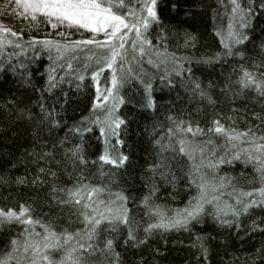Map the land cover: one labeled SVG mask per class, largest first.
<instances>
[{
  "label": "trees",
  "instance_id": "trees-1",
  "mask_svg": "<svg viewBox=\"0 0 264 264\" xmlns=\"http://www.w3.org/2000/svg\"><path fill=\"white\" fill-rule=\"evenodd\" d=\"M132 2L135 5L137 0ZM167 2L168 0H160L161 4ZM238 2L243 7L248 6L247 0ZM13 5V0H0V17L11 15ZM193 5L195 11L190 13L173 11L170 7L161 9L163 23L150 26L148 30L149 39L161 36L160 41L152 39V44L159 49V56L155 50L143 56L136 52L134 59H118L113 64L118 80L115 92L123 97L115 114L124 119L115 137L107 132V102H102V106L96 109L92 108L97 84L101 94L112 84V69L105 68L100 63L107 55L106 50L96 45L83 44L63 49L62 55L58 56L53 49L50 53L44 51L42 56L30 63L34 52L42 51L31 46L32 36H49L60 41L82 40L90 36L84 30L77 31L64 25L51 28L39 16L35 20L30 17H13V31L3 36L0 43V64L8 68L7 72L0 69V208L18 211L21 203L29 206L33 219L40 221V224L29 226L31 237L37 238L36 233L43 236L44 226L55 229L58 235L65 230H83L84 222L76 209L72 206H58L56 200L51 198L49 188L52 185L70 187L87 181L90 186L100 189L93 198L103 202L105 207H126L130 223L119 224L113 230L108 222H102L96 237V250L87 255L85 264H264V231L259 228L247 230L253 220L257 223L264 222V207L259 206H254L250 215L243 214L239 218L244 225L243 229L220 225L211 216H205L202 220L190 222L188 228L153 229L148 241L140 244L124 243L129 228L143 240L145 227L154 223L149 209L140 202L151 187L157 189L151 202L164 206L167 215L183 208L188 196L192 194L184 187L187 157H176L173 167L183 168L184 171L175 173V185L166 182L159 173L153 175L147 167L153 163V156L157 151L153 141L161 131L171 126L166 119L170 112L184 120L192 119L205 130L218 116L225 127L242 130L250 126L249 122L256 124V120L249 115V110L264 113V93L255 88L242 87L238 83L241 69L250 67L252 63L256 64V71L264 73V67H261L264 64V48L261 47L264 44V11L254 9L256 16L254 22H249L252 25L249 39L243 45L232 47V51L243 52L244 56L221 55L219 60H206L216 53L228 51L229 20H232L233 30L240 31V17L232 14V0H181L182 8ZM14 32H21L22 35L16 36ZM189 35L194 39L188 40ZM133 39L134 33H129L125 44L129 57L133 55ZM22 47L26 51L22 52ZM150 57L152 64L148 63ZM175 59H182L185 69L192 68L191 76L184 69L173 70L176 67ZM68 62L72 63L75 70L84 74L79 88L75 86V77L69 74L71 70L66 68ZM121 64L123 68L120 67ZM20 65H24L27 70L25 75H31L32 83L37 88L47 82L48 69H55L54 80L57 83L52 92L45 91L43 97L51 103L55 97L68 94L65 109L57 117L65 121L63 125L55 128L44 126L38 119L28 121L27 113L20 114L19 109L25 107L29 99L33 102L38 99V94H33L30 87L25 92V85L18 82L20 72L24 71ZM13 66L17 69L15 73L12 71ZM97 67L103 68V71L98 73V80L94 81L90 73ZM165 67L170 70L174 80L172 85L158 78L165 75ZM129 68L136 75L143 72L144 75L154 77V108L144 106V94L139 80L131 74L126 79H121ZM61 71L65 72V79H60ZM190 81L201 84L211 96V101L198 94L194 95ZM13 99L22 103H8ZM31 111L38 113V106L33 103ZM82 117L87 118L83 127L90 128L91 131L70 133L69 126L79 123ZM96 118H99V123H94ZM102 127L106 129L105 133H101ZM61 138H65L63 144L59 143ZM118 139L123 143H117ZM193 139L196 143L211 141V146L216 148L217 153L225 144L224 135L207 131ZM54 143L55 153L50 158L39 161L38 156L52 152ZM233 143L238 147L242 146L240 142ZM74 145H80L87 163L79 162L72 151H66L73 149ZM104 153L113 158L123 153L129 159L124 164L113 165L110 161L99 159ZM168 155H171L170 151ZM196 155L198 157L199 153ZM252 161L240 159L227 166L220 165L218 171L233 177L235 188H243L245 191L260 188L262 185L256 186L257 182L256 185L253 184L256 169ZM41 168L45 170L43 174L39 173ZM53 171L56 173L55 179L50 176ZM121 193L127 200L119 198ZM97 207L100 211L104 210L99 205ZM226 218L231 219V215ZM18 232L23 234V228L18 222L0 227V258L6 259L9 264H16L25 256H18L20 251L8 252V238ZM105 239L114 240L112 250L104 247L101 241ZM201 244L208 250L207 260L198 255ZM74 246L69 241L63 251ZM115 253H119L118 260Z\"/></svg>",
  "mask_w": 264,
  "mask_h": 264
},
{
  "label": "snow or ice",
  "instance_id": "snow-or-ice-1",
  "mask_svg": "<svg viewBox=\"0 0 264 264\" xmlns=\"http://www.w3.org/2000/svg\"><path fill=\"white\" fill-rule=\"evenodd\" d=\"M247 3L248 6L243 7L238 0H232V14L233 16L238 14L240 17L238 22L240 31L233 30V23L230 19L227 33L230 38V43L227 45L228 51L216 53L215 56L208 57L206 60H219L221 55H245L243 52L232 51V47L233 45H243L249 39V29L252 26L249 22H254L256 16L254 9L264 11V0H259V2L247 0ZM16 4L18 7L22 6L23 8V11L20 13L21 17H30L35 20L39 16L51 28L62 27L67 24L72 26L73 30H90L94 34H103L102 39L90 36L82 40L77 39L72 41H60L49 36H32L30 37L31 46L39 48L42 51H35L29 62L31 63L36 57L42 56L44 51L50 53L53 49L56 50L58 56L62 55L63 49L75 48L83 44H92L105 49L107 55L100 60V63L103 64V67L112 69V86L106 89L107 94L103 96V100L108 101L109 99H113L116 101L113 108L119 107L120 103L123 102V97L112 95L114 91L113 86L118 84L117 70L113 67V64L118 59H134L136 52H139L143 56L155 50L157 56L160 55L159 49L152 44V39L160 41L161 36L157 35L149 39L148 30L150 26L163 23L161 9L170 7L173 11H183L185 13L195 11L194 5L182 8L181 0H168L165 4H161L160 0H137L135 5L132 0H16ZM125 8H127V11H124ZM5 31L11 32L13 30L7 28ZM160 31L163 32V29H160ZM129 33H134L135 36V39L131 41L133 50L131 57H129L128 51L125 48ZM13 34L16 36L22 35L21 32H14ZM217 34L219 35L220 33L218 32ZM192 39L194 37L189 35L188 40ZM221 42L223 43V40ZM261 47L264 48V44ZM21 51H26V49L22 47ZM164 62H167V57H165ZM148 63H153L151 57ZM175 65L174 71L184 69L191 76L192 68L188 67L185 69L182 59H175ZM157 66H159V61H157ZM120 67L123 68V65L121 64ZM256 67V64L252 63L250 67L242 68L238 83L242 87L255 88L257 91L264 93V73L256 71ZM261 67H264V64H261ZM20 68L24 69V65H20ZM66 68L71 70L69 74L75 77V86L79 88V82L84 80V74L75 70L71 62L67 63ZM0 69L5 72L8 71V68L4 64H0ZM12 71L14 73L17 71L15 66L12 67ZM26 71L24 69V71L20 72L18 82L25 85V92L30 87L33 94H38V99L35 102L29 99L25 107L19 109L20 114L27 113L26 119L28 121L38 119L44 126L55 128L63 125L65 121L57 117L65 109L68 102V94L64 93L62 96L55 97L51 103L43 97V93L45 91L52 92L53 86L57 83L54 80L55 69H48L47 82L40 88H37L32 83L31 75H25ZM102 71L103 68L97 67L95 71L90 73L92 79L94 81L98 80V73ZM128 74H131L135 79L140 81L144 94V106L154 108L156 104L155 98L152 95V79L154 77L144 75L143 72H141V75H136L129 68L127 73L121 76V79H126ZM59 76L60 79L66 78L64 71L59 72ZM158 78L168 85L174 83L170 70L167 67H165V75ZM190 82L193 85L192 91L194 95L198 94L211 101V96L208 95L201 84L195 81ZM100 95V88L97 84L96 97H94L92 104L93 109L102 106V102L99 100ZM8 103L16 105L22 102L13 99L8 101ZM33 103L38 106V113L31 111ZM113 108L109 109L108 114L105 116V122L107 124V132H110L115 137L118 135L120 125L124 123V119L115 115ZM233 111L237 110L233 109ZM249 115L256 120V124L252 125L249 122L250 126L242 130L225 127L221 123V117L219 116L213 119L211 125L205 130L192 119L184 120L179 115H174L171 112L168 114L166 119L171 126L161 131L159 137L153 141L157 151L153 156V163L148 164L147 167L153 175L159 173L160 176L165 178L166 182L175 185V173L177 171H184L183 168L177 169L173 167L176 157H187L188 164L184 187L192 194L188 196V200L183 208L177 209L171 215H167L164 206L151 202L152 197L157 191L155 187H151L149 193L140 202L149 209L154 217V223H150L145 227L143 240L134 234L132 228H129L127 235L124 237L126 245L129 242L140 244L148 241L153 229L188 228L190 227V222L202 220L205 216H211L220 225L243 229L244 225L240 222L239 218L243 214L250 215V210L254 206L264 207V185L260 188H250L247 191L243 188L238 189L233 187V177L226 173L221 174L218 171L220 165L227 166L240 159H243L245 162L249 159L259 162L264 157V113L249 110ZM86 119L82 117L79 123L69 126L68 131L70 133L90 132V128L83 127ZM99 122V118H96L94 121V123ZM100 131L101 133H105L106 129L102 127ZM205 131L224 135L225 144L220 147L219 153H217L216 148L211 146V141L194 142L193 138L205 133ZM233 141L240 142L242 146L238 147ZM64 142L65 138H61L59 141L60 144ZM117 143H123V141L118 139ZM45 147H47V144H45ZM52 149L51 153L45 152L38 156L37 159L44 161L50 158L55 153V143L52 145ZM253 149L256 150V155H253ZM66 151H72L73 156L79 162L87 163L80 151V145H74L73 149ZM169 151L171 155H168ZM197 152L199 153L198 157L196 155ZM99 159L110 161L113 165H118L124 164L129 157L120 153L116 158H113L111 155L104 153ZM260 170L262 173L261 179L264 180V165H261ZM44 171L43 168L39 169L40 174H43ZM50 176L55 179L56 173L53 171L50 173ZM38 179H40V176H38ZM98 191L100 189L90 186L87 181L78 182L70 187L52 185L49 188V192L52 194L51 198L56 200L58 206L74 207L84 222V229H76L74 232L65 230L58 235L55 229L44 226L43 236L39 233L35 234L37 239H31L32 233L29 226L40 224V221L33 219L29 206L21 203L19 204L18 211L13 208H8L7 210L0 208V227L6 224L10 225L12 222H18L23 228V234L18 232L16 235L8 238L7 248L9 254L17 251L28 254L25 257L26 264H65V261H67V264H85L87 255L96 250V237L98 235V228L102 227V222H108L113 230L119 224L127 225L130 223L127 208L105 207L103 202L93 198L94 194ZM257 194H259V198H257ZM61 197L65 198L62 199ZM119 198L127 200V197L122 193ZM98 205L103 207L104 210L100 211L97 207ZM148 214L146 213V215ZM229 214L231 215V219L226 218ZM257 228L264 231V222L257 223L253 220L248 225L247 230L254 231ZM69 241L75 246L65 249L61 260L50 259L47 254L48 252L54 253L57 250L64 249L65 244ZM101 242L107 250H112L114 245L113 239H105ZM157 251L159 250L157 249ZM198 255L204 260L208 259V250L203 244L200 245ZM115 257L118 260L119 253H115ZM0 264H7L6 259L0 258ZM16 264H20V262L17 261Z\"/></svg>",
  "mask_w": 264,
  "mask_h": 264
},
{
  "label": "rangeland",
  "instance_id": "rangeland-1",
  "mask_svg": "<svg viewBox=\"0 0 264 264\" xmlns=\"http://www.w3.org/2000/svg\"><path fill=\"white\" fill-rule=\"evenodd\" d=\"M13 2H14V5H13L14 8H13L12 14L9 15L8 17L7 16L0 17V43H1L2 39H3V36H5L9 32V31H5V29H7V28L12 29V19H13V17L14 16H20V13L23 11L22 6H19V7L17 6L16 0H13ZM64 26H66V27H72V26H69L67 24H65ZM84 31H86L89 36H95L96 39H99V38L102 39V37H103V34H94L90 30H84ZM111 86H112V84H111ZM113 87H114V91H113L112 95L113 96H118V94L115 92V86H113ZM106 94H107V92L102 93L100 95V97H99V100L101 102H107V104L109 105V107H108L109 109L110 108H113V105H114V103L116 101H114L113 99H109L108 101H104L103 100V96L106 95ZM109 109H108V112H109ZM115 109L116 108H113V111L114 112H115ZM256 154H257L256 150L253 149V155H256ZM252 163H253V165H255V169H256L255 170L256 177H255V182H253V184L256 185V182H257V185L256 186H258V185H264V180L261 179L262 173H261V170H260L261 169V165H264V157H262L261 161L257 162L255 160H253ZM31 239H37V238L36 237H31ZM63 252H64L63 249H60V250L55 251L54 253L53 252H48L47 254L49 255L50 259L61 260L63 258V256H64V253ZM18 253H19L18 256L19 255L22 256V255L25 254V256L22 259V261H20V264H26L25 257H27L28 254H26V253H24L22 251H20ZM18 259H19V257H18ZM7 264H9V263L7 262ZM65 264H67V261H65Z\"/></svg>",
  "mask_w": 264,
  "mask_h": 264
}]
</instances>
